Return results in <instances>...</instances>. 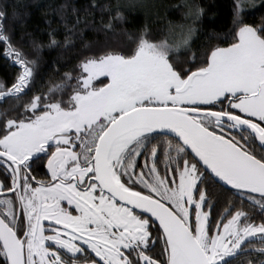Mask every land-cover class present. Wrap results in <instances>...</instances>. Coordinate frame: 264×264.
<instances>
[{"label":"snow or ice","instance_id":"obj_1","mask_svg":"<svg viewBox=\"0 0 264 264\" xmlns=\"http://www.w3.org/2000/svg\"><path fill=\"white\" fill-rule=\"evenodd\" d=\"M249 7L234 0L227 46L202 54L191 26L84 44L47 91L0 24L19 70L0 81L19 102L0 114V264H234L254 242L264 256V23Z\"/></svg>","mask_w":264,"mask_h":264},{"label":"trees","instance_id":"obj_2","mask_svg":"<svg viewBox=\"0 0 264 264\" xmlns=\"http://www.w3.org/2000/svg\"><path fill=\"white\" fill-rule=\"evenodd\" d=\"M154 2L156 9L149 12L119 6L117 0H0V10L6 12V19L0 24L12 35L13 43L30 59L37 61L34 91H47L50 85L61 83L64 74L75 68L86 53L84 44L95 46L98 42L103 44L106 39L115 43L125 39V33L138 34L143 29L157 38L167 37L170 27L183 26L188 20V9L183 0ZM191 4L202 10L201 18L191 24L194 29L191 52L202 54L210 47L227 46L224 41L231 39L230 34L236 27L233 23L234 0H191ZM117 12L122 19L114 21L115 34L101 31L102 24L115 17ZM77 17L82 22L74 27ZM244 19L249 25L264 23V0L249 7ZM53 30L61 43L49 48L48 34ZM66 34L72 36L68 45L64 44ZM33 39L44 45L40 51L31 47ZM3 48L0 44V81L10 84L19 70L11 59L5 58ZM177 56L183 60V50ZM18 103L14 99L0 101V114L14 115Z\"/></svg>","mask_w":264,"mask_h":264},{"label":"rangeland","instance_id":"obj_3","mask_svg":"<svg viewBox=\"0 0 264 264\" xmlns=\"http://www.w3.org/2000/svg\"><path fill=\"white\" fill-rule=\"evenodd\" d=\"M259 0H243L242 3L251 6H254V3H257ZM119 6L126 7L127 9L131 10H146V11H154L156 9L154 0H117ZM183 5L187 7L188 9V20L183 26H176V27H170L168 29L167 37L170 36V34L179 35L181 32V29H186L188 26H191V24L194 23L193 17L189 15V6H192L191 0H183ZM193 34L192 33L191 39L189 41V44L193 41Z\"/></svg>","mask_w":264,"mask_h":264},{"label":"flooded vegetation","instance_id":"obj_4","mask_svg":"<svg viewBox=\"0 0 264 264\" xmlns=\"http://www.w3.org/2000/svg\"><path fill=\"white\" fill-rule=\"evenodd\" d=\"M260 247H262V245H260L258 242H254L253 244L249 245L246 254L238 257L234 261V264H241L242 261L244 264H249V262H251V264H261V261H264V256H262L258 251Z\"/></svg>","mask_w":264,"mask_h":264}]
</instances>
